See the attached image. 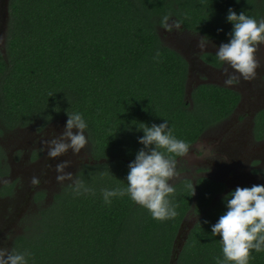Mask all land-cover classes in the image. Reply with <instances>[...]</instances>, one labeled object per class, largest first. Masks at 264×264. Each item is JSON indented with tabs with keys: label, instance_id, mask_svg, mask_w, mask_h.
Instances as JSON below:
<instances>
[{
	"label": "trees",
	"instance_id": "obj_1",
	"mask_svg": "<svg viewBox=\"0 0 264 264\" xmlns=\"http://www.w3.org/2000/svg\"><path fill=\"white\" fill-rule=\"evenodd\" d=\"M229 9L264 19V0H9L0 49V135L81 113L91 161L76 176L95 190L77 196L64 186L51 203L26 215L9 250L30 252L28 264H216L223 257L222 238L212 235V226L237 187L227 192L214 179L180 180L171 197L179 214L164 222L129 196L106 205L101 189L127 186L129 165L144 147L142 124L167 120L191 148L233 114L240 94L232 89L201 84L188 94L190 64L159 33L160 18L170 12L183 20V30L228 43ZM202 59L222 66L214 53ZM255 121L263 139L264 112ZM2 152L0 179L9 172ZM13 188L7 184L0 195ZM46 196L41 191L35 199ZM193 216L198 220L187 233L183 222ZM179 237L181 251L175 247ZM248 264H264V252L252 251Z\"/></svg>",
	"mask_w": 264,
	"mask_h": 264
},
{
	"label": "clouds",
	"instance_id": "obj_2",
	"mask_svg": "<svg viewBox=\"0 0 264 264\" xmlns=\"http://www.w3.org/2000/svg\"><path fill=\"white\" fill-rule=\"evenodd\" d=\"M184 18L187 19V15ZM227 21L233 25V31L229 42L219 45L215 56L218 62L233 70L229 73L226 68L224 72V85L232 87L239 84L241 77L247 81L256 78V70L261 67L256 53L259 46L264 44V19L258 21L243 11L237 14L234 9H229ZM182 24L183 20H173L170 12L160 18V26L168 33L181 30ZM0 43H3L2 38ZM208 46L209 38L199 37L197 47L200 51L197 54L206 53ZM161 55L157 50L154 59L159 61ZM67 116L64 131L50 140L43 141L44 147L41 151H46L49 159L63 157L69 151L79 155L88 143L85 135L88 125L83 115L68 111ZM164 121L150 127L142 124L139 128L144 133L143 137L139 138V143L144 147L129 165L126 187L101 189L106 205H111L113 198L129 196L135 204L146 208L157 222L175 219L179 214L176 210L178 205L171 199L176 191L171 182L179 176L177 157L186 156L190 145L178 139L168 121ZM70 166V160L56 164V182L63 185L66 180L73 181L67 187L77 196L95 195V190L88 187L82 179L65 171ZM106 174L101 173V176ZM40 183L39 177L31 178L33 186ZM187 186L193 188L192 183ZM225 204L227 211L212 226V235L222 238L220 242L223 257H216V264H248L252 251L264 252V185L237 187L225 197ZM30 255L27 250L18 252L15 248L9 250L0 247V264H28L27 257Z\"/></svg>",
	"mask_w": 264,
	"mask_h": 264
},
{
	"label": "rangeland",
	"instance_id": "obj_3",
	"mask_svg": "<svg viewBox=\"0 0 264 264\" xmlns=\"http://www.w3.org/2000/svg\"><path fill=\"white\" fill-rule=\"evenodd\" d=\"M7 7L8 4L3 13L6 12ZM0 14L2 15V12ZM7 14L6 36L10 19L8 9ZM159 33L163 42L178 51L190 64L187 85L189 95L194 88L201 84L225 86V69L227 68L229 73L233 70L226 64H222L217 69L207 68L200 61V56L203 54H216L221 43L209 40L206 53L197 54L200 51L197 47L198 39L202 36L187 32L182 28L179 31L173 30L171 33L162 28ZM0 46L3 50L4 45L0 43ZM256 56L261 64V67L256 70V78L247 81L241 77L239 84L229 87L241 93L244 100L241 110L236 112V117H230L207 130L201 139L189 149L188 154L178 160L177 172L179 176L171 183L175 184L186 178L196 181L202 177H214L213 172L223 174V165L219 167L217 165L226 162L230 165L234 164L233 167L246 174L247 180L239 182L240 184L264 185L262 178L258 181L248 177L250 167L247 164V156L252 147L249 143V128L246 126H250V117H237L243 116L244 112L251 111L253 108L258 110L263 107L264 44L259 46ZM66 122L67 119H63L44 126L41 120H37L28 127L0 135V151H3L2 153L5 155L4 164L9 170L8 174L0 179V192L7 184L14 186L11 194L0 195V247L9 249L10 237L22 230L26 215L36 210L40 205L44 206L51 203L56 193L64 186L73 183V181L66 180L61 185L56 182L54 171L56 164L70 160L71 166L65 171L76 176L79 166L91 161L88 143L79 155L69 151L65 156L57 159H49L47 152L41 151V148L44 147L43 141L60 135L65 129ZM239 153H242L243 156L241 157ZM33 176L39 177L40 185L33 186L31 184ZM43 190L47 196L42 201L36 200L37 194ZM195 217L186 219L184 230L187 229L188 232L193 228L198 220ZM183 242L181 237L179 247L182 246Z\"/></svg>",
	"mask_w": 264,
	"mask_h": 264
},
{
	"label": "flooded vegetation",
	"instance_id": "obj_4",
	"mask_svg": "<svg viewBox=\"0 0 264 264\" xmlns=\"http://www.w3.org/2000/svg\"><path fill=\"white\" fill-rule=\"evenodd\" d=\"M7 2L9 3V0H0V12H2V15L0 14V38L3 39V43L1 44L4 45V47L6 44V31H7V24H8V18H7L8 7L6 8V12L3 13V10H5L4 8L5 6H7ZM0 49H1V46H0ZM200 61L204 67L212 68V69L220 68V67H216V66H213L211 64H207L206 62H204L202 59V56H200ZM225 88L232 89L240 94V102L237 105L236 109L234 110L233 114L229 116V117H236V112L238 110H241L243 106V103H244L243 97L239 91L233 88H229V87H225ZM262 105L263 107L259 108L258 110H255V108H253L251 111L248 110L244 112L243 116H237V117H250V126H246L249 128V143L252 147L249 155L247 156V164L250 167L248 177L255 178L258 181L260 178L264 180V174H263L264 172V169H263L264 167V138L259 139L258 136L255 134V129L257 127L255 119L256 117L259 116V113L264 112V103ZM239 155L241 157L243 156L242 153H239ZM253 160L255 161L253 162ZM221 165H223L224 173L221 174V173L213 172L214 177H210V179L212 178V179H215L223 183L224 185L227 186V190H232L236 187H243V186L250 185V184H240L239 183L243 180H247V176L246 174L239 171L240 169L233 167L234 164L230 165L225 162V164H218L217 166L219 167Z\"/></svg>",
	"mask_w": 264,
	"mask_h": 264
},
{
	"label": "water",
	"instance_id": "obj_5",
	"mask_svg": "<svg viewBox=\"0 0 264 264\" xmlns=\"http://www.w3.org/2000/svg\"><path fill=\"white\" fill-rule=\"evenodd\" d=\"M7 4H8V2H7ZM230 190H227V192H229ZM185 223H186V220L183 222V225H182V228H184L185 227ZM184 230V229H183ZM191 231V230H190ZM190 231H188L187 233H189ZM186 233V235H188ZM185 235V236H186ZM180 239V237L177 239V240H179ZM176 248H179V250L181 251L182 250V247H183V244H182V246L181 247H179V243L176 241V246H175ZM175 262L177 261V259H175L174 260Z\"/></svg>",
	"mask_w": 264,
	"mask_h": 264
}]
</instances>
